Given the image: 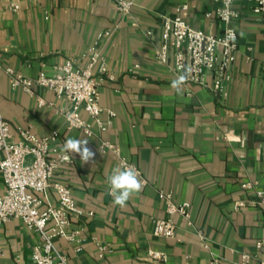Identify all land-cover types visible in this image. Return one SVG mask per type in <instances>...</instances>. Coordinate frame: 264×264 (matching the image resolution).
Here are the masks:
<instances>
[{
	"label": "crops",
	"instance_id": "0c3cea01",
	"mask_svg": "<svg viewBox=\"0 0 264 264\" xmlns=\"http://www.w3.org/2000/svg\"><path fill=\"white\" fill-rule=\"evenodd\" d=\"M128 13L116 0H0V115L12 126L51 135L62 151L68 138L87 139L89 162L70 153L58 178L67 183L83 213L68 226L75 238L58 237L68 264H264V23L252 0H236L238 48L225 91L171 83L174 48L157 59L165 17L182 15L192 26L221 33L215 0H133ZM186 3L184 7L183 4ZM91 47L106 67L100 85L101 129L70 127V101L38 88L46 104L12 86L7 68L27 76L54 73L67 57L84 63ZM110 111L113 114H110ZM114 143L118 150L103 144ZM122 159L135 166L143 188L123 208L113 204L106 177ZM245 183H249L245 186ZM6 185L0 172V193ZM189 203L187 214L169 213L165 195ZM49 199L57 200L51 189ZM238 202H242L239 204ZM172 217L171 237L154 233L158 218ZM41 235L20 218L0 227V264H31ZM108 248L103 252L99 246Z\"/></svg>",
	"mask_w": 264,
	"mask_h": 264
},
{
	"label": "built area",
	"instance_id": "2783aa9c",
	"mask_svg": "<svg viewBox=\"0 0 264 264\" xmlns=\"http://www.w3.org/2000/svg\"><path fill=\"white\" fill-rule=\"evenodd\" d=\"M215 1L218 3L216 15L224 23L223 31L216 34L196 28L180 14L165 17L163 43L157 51V59L166 62L172 46L174 69L187 74V84L208 86V74L216 72L211 87L223 92L238 48L237 31L231 25L237 16L233 7L236 0ZM252 1L253 11L264 23V0ZM133 3V0H116L118 9L124 13L131 10ZM101 59L97 48L91 47L84 63L67 57L51 74L41 71L32 77L17 73L10 67L7 71L11 85L21 86L30 95L36 96L39 105L46 104V100L37 92L38 88L49 89L57 97L70 101L71 107L63 109L69 126L92 134L90 123L80 115L79 110L84 109L93 116L101 129L106 127L101 119L104 108L100 103V85L106 73ZM110 114L113 112L110 111ZM19 132L20 136L15 137L11 123L0 115V172L6 185L5 191L0 193V227L11 218H20L40 233L41 239L31 253V264H68L67 255L57 250L55 241L58 237L74 239L75 232L69 231L68 226L73 217L83 213L71 187L58 178L72 157L69 152L52 144L57 131L39 136L30 128L20 127ZM103 144L118 150L110 141ZM122 164L132 165L125 159H122ZM244 185L248 186L249 183ZM51 189L57 193L56 202L49 199ZM165 196L169 213L187 214V201L176 203L169 194ZM257 196L258 202L264 204L263 189L257 190ZM175 228L172 217L158 218L153 231L158 236L171 237ZM258 245L264 248V237L258 240ZM99 248L103 252L108 245L102 244Z\"/></svg>",
	"mask_w": 264,
	"mask_h": 264
},
{
	"label": "clouds",
	"instance_id": "9594fccd",
	"mask_svg": "<svg viewBox=\"0 0 264 264\" xmlns=\"http://www.w3.org/2000/svg\"><path fill=\"white\" fill-rule=\"evenodd\" d=\"M186 80L187 74L179 75L172 81L171 87L179 93ZM87 144V139L68 138L62 145V149L65 152L79 154L82 162H89L95 154L87 147ZM106 184L113 204L121 208L125 207L131 197L143 188V182L139 179V173L133 165L116 166L106 177Z\"/></svg>",
	"mask_w": 264,
	"mask_h": 264
}]
</instances>
